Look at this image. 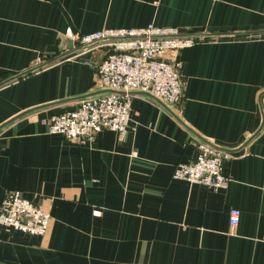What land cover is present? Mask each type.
Instances as JSON below:
<instances>
[{"label": "crops", "instance_id": "0c3cea01", "mask_svg": "<svg viewBox=\"0 0 264 264\" xmlns=\"http://www.w3.org/2000/svg\"><path fill=\"white\" fill-rule=\"evenodd\" d=\"M151 23L200 39L179 52L182 103L137 93L124 135L50 132V117L105 91L96 76L109 47L65 31ZM10 79L0 203L19 190L51 223L44 235L0 225V264H264V0H0V83ZM194 135L233 152L227 188L173 177L197 156Z\"/></svg>", "mask_w": 264, "mask_h": 264}, {"label": "built area", "instance_id": "2783aa9c", "mask_svg": "<svg viewBox=\"0 0 264 264\" xmlns=\"http://www.w3.org/2000/svg\"><path fill=\"white\" fill-rule=\"evenodd\" d=\"M64 36L75 43L91 47L101 41L109 47L97 66V89L105 90L84 97L79 106L49 119V130L79 141H93L104 129L124 135L131 123V110L137 93L153 101L181 104L185 82L181 75L179 52L200 39L177 27L149 24L145 27L104 28L80 34L68 28ZM197 149L195 159L179 162L173 177L201 183L214 190L225 189L232 181L225 162L234 158L230 149L212 141L193 136ZM241 212L231 208L229 221L236 227ZM50 213L22 195L9 190L0 203V225L36 235L48 232Z\"/></svg>", "mask_w": 264, "mask_h": 264}, {"label": "water", "instance_id": "95a60500", "mask_svg": "<svg viewBox=\"0 0 264 264\" xmlns=\"http://www.w3.org/2000/svg\"><path fill=\"white\" fill-rule=\"evenodd\" d=\"M84 47H86V46H84ZM84 47H83V48H84ZM83 48H82V49H83ZM80 50H81V49H80ZM77 51H79V50H77ZM61 58H62L61 56H59V57H55V58H53V59H51V60H49V61H47V62H45V63H43V64H41V65L34 66V67H32L31 69H28L27 71H24V72H22V73H19L18 75H16V77H14V79H16V78H20V77H23V76H26V75H28V74H30V73H32V72H35V71H37V70H39V69H42V68H44V67H46V66H48V65H51V64L55 63L56 61L60 60ZM14 79L5 80V81H3V82L0 83V86L7 84L8 82H10V81H12V80H14Z\"/></svg>", "mask_w": 264, "mask_h": 264}]
</instances>
